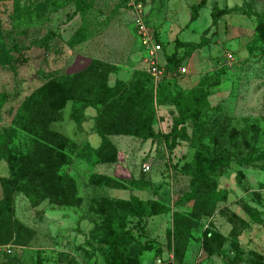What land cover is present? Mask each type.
Wrapping results in <instances>:
<instances>
[{
    "label": "rangeland",
    "instance_id": "rangeland-1",
    "mask_svg": "<svg viewBox=\"0 0 264 264\" xmlns=\"http://www.w3.org/2000/svg\"><path fill=\"white\" fill-rule=\"evenodd\" d=\"M132 1L0 0V94L8 95L0 131L13 134L0 151V246L24 247L21 256L0 253V264H108L104 221L132 195L170 208L129 222L133 246L153 247L140 264H264V223L243 227L250 209L264 220V0H207L196 21L191 7L200 0H136L164 55L175 52V39L201 43L189 54L190 47L178 50L179 68L163 62L158 84ZM215 7L237 10L214 24ZM196 87L208 103L198 121L186 123L190 140L172 149L157 134L176 126V92ZM37 134L63 148L43 151ZM201 140L230 163L176 204L192 191L182 166ZM42 158L46 177L28 181ZM63 185L74 189L73 199L62 196Z\"/></svg>",
    "mask_w": 264,
    "mask_h": 264
},
{
    "label": "trees",
    "instance_id": "trees-1",
    "mask_svg": "<svg viewBox=\"0 0 264 264\" xmlns=\"http://www.w3.org/2000/svg\"><path fill=\"white\" fill-rule=\"evenodd\" d=\"M206 4L207 0H200L197 4L192 5L191 21H196L199 18V12L203 7H205ZM83 9V6L79 7V10ZM236 10L237 8L215 7L212 13L214 24L217 23L220 15L230 14ZM258 30L261 38L264 41V23H262L258 27ZM81 34H83V30H78L77 35L79 36ZM175 41V52L166 55L165 62L167 70H174L178 67L180 63V60L178 58L179 49L190 47V50L186 51L189 54V52L191 53L201 47V43L190 44L188 42H182L178 39H176ZM14 49L17 51L19 50L18 47ZM10 59H12V57L8 56V61H10ZM218 84L219 79H217V81L212 85ZM7 96V94H0V109L3 103L7 101ZM153 97L154 95L152 92L149 95L147 94V97L145 98L147 107H152ZM207 98V91L204 92V90H202L200 87L193 88L190 91L176 92L173 98L178 116L176 126L174 130L168 134L159 133L157 135L164 138L165 142L172 149L175 148L180 143V141L190 140V137L187 133L186 123L188 121L196 122L201 118L204 113V107L208 103ZM31 103L32 101H28L25 106L27 107L31 105ZM36 103L37 100L36 96L34 95V105ZM149 131L152 132V129L149 128ZM12 135L13 134L11 130L3 129L2 131H0V151H3V155L9 147ZM37 136L42 140V143H38V147H44L43 151L51 150V147L63 148L62 146L64 142L51 141L48 139L47 134H37ZM60 139L63 140L61 137ZM201 144L203 146L196 151L192 161L187 162L182 166V170L191 176L192 191L179 198L175 202L176 204L182 203L185 200L194 197L197 194V189L200 183L209 181L212 177H218L221 171L230 163V160L228 158L222 157L224 153L210 150L208 147H206L202 140ZM7 159L9 161V158ZM47 161V158H42L37 162L34 161V165L31 164V168H34V170L31 175L26 176L28 181L34 182V179L41 181L43 177H46L45 173H43V171L39 169H41L42 166L47 163ZM10 163H12V172L14 173V175L17 174V169L15 170V166L11 159ZM101 184L104 183L101 182ZM128 185L134 187L137 190H142L139 180L131 179L128 182ZM115 187L121 188L126 186H123L122 184H116ZM62 192H65L62 196H67V200L73 199L70 196L71 194H73L74 189L63 185ZM169 211V206H167L162 201L152 199L144 200L137 196H132L129 200L116 201L111 215L106 217V220L104 221L105 224L103 226V230L106 231L104 243L107 246L105 250V258L107 260V263L140 264V256L142 251L151 250L153 249V247L152 245H144L140 248H138L137 246H133V233L131 229L127 228L129 222L133 219H138V221H141L144 218L163 215L168 213ZM248 215L250 217V222L249 224L243 223L244 228H247L252 223L261 225L264 223V220L261 218L260 213L256 210L250 209ZM205 237L206 240H208L210 238V232H207L205 234Z\"/></svg>",
    "mask_w": 264,
    "mask_h": 264
},
{
    "label": "built area",
    "instance_id": "built-area-1",
    "mask_svg": "<svg viewBox=\"0 0 264 264\" xmlns=\"http://www.w3.org/2000/svg\"><path fill=\"white\" fill-rule=\"evenodd\" d=\"M131 7L134 11V23L137 35L146 56L148 72L154 78L155 83L158 84V82L165 77V66L161 58L163 45L160 41H158L152 28L147 24L143 3L133 0L131 2ZM227 58L230 62L233 61L232 54H228ZM181 71L186 73L187 68H182ZM143 169L145 172H148L150 170V166L145 164ZM23 250L24 247L13 244L0 246V253L5 255H19L23 253Z\"/></svg>",
    "mask_w": 264,
    "mask_h": 264
},
{
    "label": "crops",
    "instance_id": "crops-1",
    "mask_svg": "<svg viewBox=\"0 0 264 264\" xmlns=\"http://www.w3.org/2000/svg\"><path fill=\"white\" fill-rule=\"evenodd\" d=\"M145 7V6H144ZM145 19H146V21H147V16H148V12L146 11V7H145ZM148 24V23H147ZM149 25V24H148ZM150 26V25H149ZM151 27V26H150ZM152 28V27H151ZM157 36V39L160 41V42H162L163 40L161 39V38H159V36L158 35H156ZM176 40V39H175ZM179 40V39H178ZM180 41H182V42H188L187 40H180ZM176 45V44H175ZM161 58H162V62H165V59H166V55H164V51L162 52V54H161ZM139 192H141V194L142 193H144L142 190H138V192L137 193H139ZM132 196H137V197H140L141 199H144L142 196H139V195H132ZM145 200V199H144Z\"/></svg>",
    "mask_w": 264,
    "mask_h": 264
},
{
    "label": "water",
    "instance_id": "water-1",
    "mask_svg": "<svg viewBox=\"0 0 264 264\" xmlns=\"http://www.w3.org/2000/svg\"><path fill=\"white\" fill-rule=\"evenodd\" d=\"M168 264H170V263H168Z\"/></svg>",
    "mask_w": 264,
    "mask_h": 264
}]
</instances>
